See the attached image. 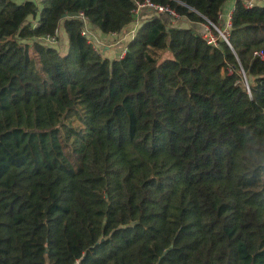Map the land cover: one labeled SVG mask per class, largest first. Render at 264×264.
I'll list each match as a JSON object with an SVG mask.
<instances>
[{"label": "trees", "instance_id": "obj_1", "mask_svg": "<svg viewBox=\"0 0 264 264\" xmlns=\"http://www.w3.org/2000/svg\"><path fill=\"white\" fill-rule=\"evenodd\" d=\"M144 1L0 0V264H264V5L218 46L228 0L83 33Z\"/></svg>", "mask_w": 264, "mask_h": 264}, {"label": "crops", "instance_id": "obj_2", "mask_svg": "<svg viewBox=\"0 0 264 264\" xmlns=\"http://www.w3.org/2000/svg\"><path fill=\"white\" fill-rule=\"evenodd\" d=\"M235 2L236 0H232L229 2L230 4L225 7V9L229 10V13L233 11ZM143 14L145 13L142 12L138 16L135 15V21L127 26L121 33L104 34L97 27L87 22L85 26L87 31L86 35L98 49L103 51L106 56L110 58L118 56L122 57L126 52L127 44L134 37L137 28L141 24Z\"/></svg>", "mask_w": 264, "mask_h": 264}, {"label": "built area", "instance_id": "obj_3", "mask_svg": "<svg viewBox=\"0 0 264 264\" xmlns=\"http://www.w3.org/2000/svg\"><path fill=\"white\" fill-rule=\"evenodd\" d=\"M242 3L247 7V8H252L258 4H262L264 5V0H241ZM236 3V2H235ZM143 8H147L149 10H156L158 12H166L169 13L177 18H180V14H178L176 12L175 9H173L172 7H170L169 5H163L160 3H157L153 0H145L144 2H137V8L134 10V12L136 13V15L138 16V13L141 11V9ZM80 17L84 20L85 23H87V17L81 12ZM220 17H222V15L220 14ZM231 18H232V12H230L228 14V19L226 21L227 26L230 27L231 26ZM204 33L203 36L204 38L207 40L208 43L213 44L215 46L219 45V41H218V37L215 35L213 28H215L217 30V26L211 22H209V24H205L204 23ZM223 31V30H222ZM225 33L224 37L226 38V40H228V34H229V29H226V31H223ZM83 33L86 35L87 31H86V27L83 31ZM59 34V31H57L55 33V35L53 36H46L45 40L47 42L50 43H57V36ZM257 55H259L260 57L264 58V53L263 51H259L256 53ZM232 71V69H230V72ZM74 264H80V260H76V262Z\"/></svg>", "mask_w": 264, "mask_h": 264}, {"label": "rangeland", "instance_id": "obj_4", "mask_svg": "<svg viewBox=\"0 0 264 264\" xmlns=\"http://www.w3.org/2000/svg\"><path fill=\"white\" fill-rule=\"evenodd\" d=\"M232 0H228L224 5H223V7H222V9H221V15H222V20L225 22V29H224V31H226V29H229L230 27H228L227 26V23H226V21H227V19H228V14H229V10H227V9H225V7L228 5V4H230L229 2H231ZM215 29V28H214ZM216 30V29H215ZM216 31H218V30H216ZM65 47H64V46ZM67 45H68V38H67V36L63 33L62 34V40H60V43L58 44V48L60 49V51L62 52V53H65L66 51H67ZM32 54H34L35 55V52L34 51H32L31 52ZM246 83H247V81H246Z\"/></svg>", "mask_w": 264, "mask_h": 264}, {"label": "water", "instance_id": "obj_5", "mask_svg": "<svg viewBox=\"0 0 264 264\" xmlns=\"http://www.w3.org/2000/svg\"><path fill=\"white\" fill-rule=\"evenodd\" d=\"M184 20H187V18L184 17ZM217 30H218V32L220 33V35L222 36V38H223L228 44H230L229 39L226 40V38L224 37L225 33H224L221 29H219V28H217ZM246 81H247V78H246ZM246 87H247L248 89H250L248 81H247V83H246Z\"/></svg>", "mask_w": 264, "mask_h": 264}]
</instances>
